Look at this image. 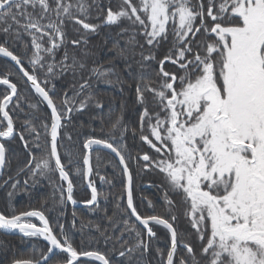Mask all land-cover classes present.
Wrapping results in <instances>:
<instances>
[{
    "label": "snow or ice",
    "instance_id": "6c2138e0",
    "mask_svg": "<svg viewBox=\"0 0 264 264\" xmlns=\"http://www.w3.org/2000/svg\"><path fill=\"white\" fill-rule=\"evenodd\" d=\"M54 5L49 0H0V21L12 20L19 25L18 16L26 21L21 27L31 37L33 51L28 63L32 73L24 68L21 57L4 44H0V55L10 58L18 66V71L51 109L50 125H41L44 135L50 136L48 157L37 159L30 152L25 167L33 177L57 170L61 181L67 182L66 189L61 187L60 203L66 199L75 205L74 185L61 161L58 137L64 127L62 120L70 119L69 113L85 108L91 97L80 101L76 107L75 97L69 98L65 93L62 107L58 110L49 91L38 82L35 72L46 67L51 74L57 66L46 63L45 55L54 61L55 50L64 44L65 17L91 33H96L101 25L86 22L90 7L87 0H76L75 4L71 0H54ZM29 7L40 8L39 19L27 11ZM73 8L85 18L74 16ZM50 12L55 14L56 21L41 23ZM122 20L133 26L128 40L130 46L138 44L136 28L141 30L139 35L144 37L145 44L150 46L148 55L140 53L142 61H155V50L167 45L166 54L158 61V87H153L152 81L145 82L142 73L136 87V102L143 109L139 115V136L152 154L138 153L135 160L138 165L143 163V170H155L163 176L166 188L148 186L157 187L162 192L168 216L141 215L137 211L134 203L135 177L122 154L125 135L129 131L123 125L122 117L108 129V139L88 138L83 148L89 153L93 146L110 150L118 157L121 172L126 177L125 193L121 197L126 200L122 210L126 218L117 238L123 241L119 256L125 257L128 264H132L134 253L139 252L143 257L156 238L153 227L162 226L170 234V244L166 251L156 249L160 264H174L178 246L187 258L180 256L176 264H264V0H196V3L193 0H137L135 4L133 0H120L119 10L107 9L103 24L118 25ZM10 28L11 25L2 30L7 33ZM127 31L122 28V32ZM198 34L201 39H197ZM45 36L49 47H43L40 42ZM16 37H20L19 32ZM71 43L78 45L81 41L72 40ZM67 59L65 52L60 61L63 68L68 67ZM165 63L175 66V71L165 70ZM75 64L74 60L73 67ZM112 72V68L92 69L93 75L98 77H106ZM10 75L6 72L0 77V85L6 86L0 97V138L14 140L19 135L28 149L23 133L15 132L13 117L8 110L10 104L15 108L20 101L17 84L11 82ZM105 82L111 83L110 80ZM43 83L46 85L47 81ZM88 86L85 81L80 85V91ZM145 92L152 97L151 111ZM98 106L102 105L98 103ZM26 127L34 136L33 147L39 149L40 133L30 122ZM117 130L119 137L114 134ZM131 131L135 137L136 129ZM6 151L5 143L0 142V169L5 166ZM66 155L68 164H72L71 155ZM83 164L87 166L84 175L91 176L93 167L89 155H84ZM75 173L80 175L81 169L77 167ZM100 180L109 182L102 176ZM88 187L91 199L86 203L97 204L100 194L95 182L89 181ZM169 194L179 199L173 200ZM138 199L141 204L146 202L149 208L154 209L152 200L143 195ZM177 208L183 209V216L195 230L201 259H197L193 247L174 226ZM25 218H38L43 226L26 223ZM133 218L134 222L130 223ZM0 230L4 233L18 232L28 238L42 237L48 242L47 253H41L39 259L15 260L14 264H53L62 254L64 259L56 261V264H88L82 257L110 264L106 255L99 251L78 250L64 234L63 225H59L61 237L58 238L42 211H21L10 216L0 212ZM125 232L129 236L134 234V245L125 247ZM108 239L110 237L105 239V243ZM136 264H141V261L137 260Z\"/></svg>",
    "mask_w": 264,
    "mask_h": 264
},
{
    "label": "trees",
    "instance_id": "16d2710c",
    "mask_svg": "<svg viewBox=\"0 0 264 264\" xmlns=\"http://www.w3.org/2000/svg\"><path fill=\"white\" fill-rule=\"evenodd\" d=\"M71 1L74 2L75 0ZM49 3L53 7L55 6L54 0H49ZM133 3H137V0H133ZM193 3H196V0H193ZM87 4L90 7L88 8L89 19L86 22L101 25L98 31L91 33L83 30L74 20L65 17L63 24L64 44L55 50L54 61L45 55L46 63H55L57 66L54 67L51 74L47 72L46 67L38 68L35 72L38 82H41V86L49 91V95L53 98L58 110L62 107L65 93L69 98L75 97L76 107H79L80 101L91 97V99H88L85 108L69 113L70 119L63 120L64 127L60 129L58 141L61 161L66 165L69 177L73 181V193L76 191L83 193L81 198L85 202L91 199V195L85 188L83 157L86 155V150L83 148V144L88 138L108 139V129L117 118L122 117L123 125H126L129 129L125 135V147L122 154L125 155L131 168L129 157L134 151L132 149L134 139L131 130L136 129V132L139 131V115L143 110L136 102V87L140 82L141 73L145 82L152 81V86L158 87L159 79L156 76L159 71L158 61L163 59L167 52V45H161L159 49L155 50V61H142L140 53L143 52L144 55H148L151 49L150 46L145 44L144 37L139 35L141 31L139 28L135 29L138 33L136 36L138 44L130 46L128 40L132 34L133 26L130 25L129 21L122 20L118 25L106 26L103 24L107 9L111 7L113 11L119 10L120 0H87ZM27 11L32 13L34 18L39 19L41 12L39 7L35 9L29 7ZM72 11L74 16L80 19L85 18L75 8ZM17 19L20 22L19 25L12 20L0 21V44H4L15 53H21L28 59L33 51L31 37L22 31L21 24L26 22L25 19L19 16ZM49 20L56 21L54 13H48L47 18L42 20L41 23L47 24ZM9 25H11L10 30L7 33L4 32L2 29ZM122 28L128 29V31L122 32ZM17 32L20 33L18 39L16 37ZM197 39H201L199 34ZM72 40H80L81 43L73 45ZM40 42L43 47L50 46L46 36ZM25 45H28L27 50ZM140 45H143V47ZM65 52L68 55L67 68L60 65ZM74 60L76 64L73 67ZM3 61V58H0V70L2 71L0 77L5 75L6 72H10L11 75L8 78L11 82L17 84L20 97L19 106L14 108L10 105L8 110L13 117L17 132L23 133L25 141L28 142V149L24 147V142L19 139V135L13 142L6 145L8 157L6 169L0 178V212L10 216L13 213L19 214L21 211H42L51 227L56 225V229L59 230V225L65 224L66 231L78 250L99 251L101 254L106 255L110 260V264H128L125 257L119 256L123 241L117 239L123 230L122 221L126 218L125 213L122 211L125 208L126 200L121 199L125 193V177L121 172V166L109 153L103 150L93 151L92 181H96L97 171L100 169L101 162L104 161L109 170L115 173H111L114 176L113 181L110 180L107 184L108 191L112 193L110 196L101 197L93 208L77 210L76 212L83 217L86 222L85 227H88L89 230L85 228L75 229L72 220L74 214L70 212L71 215L64 218V210L67 209L66 199L63 204L60 203L61 189L58 187L63 186L65 188V183L60 180L57 170L46 172L44 176L37 174L33 177L31 171L25 167L29 161L30 152L37 159L48 157L50 136L46 137L44 135L41 125L44 123L50 125L51 113L42 98L21 78L19 72L8 61H4V64ZM81 64L84 65L83 68L80 67ZM3 65L6 66L4 72ZM93 68L101 70L112 68L113 72L106 77H98L93 75ZM164 68L168 71H175V66L170 63H165ZM30 72L32 73V70ZM45 80L47 81L46 85L43 83ZM106 80H110L111 83H106ZM85 81L89 86L81 92L80 85ZM2 95L3 88L0 89V97ZM144 95L148 101L149 111H151L153 107L151 94L145 92ZM98 103L102 106H98ZM29 105H36V107L32 108ZM28 122L40 133L39 149L33 147L34 136L30 134L26 127ZM114 134L119 137V130ZM68 137H71V139H68ZM109 142L112 141L109 140ZM114 146L117 145L114 144ZM66 153L71 155L72 164H68ZM97 157H99V160H97ZM115 162L118 164V169ZM52 167L55 168L54 162H52ZM77 167L81 169L80 175L75 173ZM7 178L11 179L5 183ZM14 184L15 187H13ZM141 187L142 184L136 185L135 190L137 193H143L140 191ZM9 193H11V196H9ZM134 203L137 206V211L141 215H145L144 203L141 204L140 200H136ZM178 217L177 224H180L182 217ZM131 222H134V218ZM136 226L139 229L140 225L138 223ZM74 232H76L75 236ZM131 236L132 239L129 238V233H124L123 239L127 240L125 247L136 243L134 234ZM162 236L153 239L149 245V250L143 257L140 256L139 252L134 253L132 264H136L137 260H140L141 264H160L156 249L166 251L167 246L170 244L169 234L166 232ZM108 237L110 239L105 243V239ZM142 238L145 237L142 235ZM47 248L48 246L44 242L6 236L0 232V264H13L15 260L39 259L41 253H47ZM182 255L187 258V254L179 249L174 258V264ZM63 259L64 254L56 257L53 264ZM87 262L88 264H100L92 260H87Z\"/></svg>",
    "mask_w": 264,
    "mask_h": 264
},
{
    "label": "flooded vegetation",
    "instance_id": "af4514ba",
    "mask_svg": "<svg viewBox=\"0 0 264 264\" xmlns=\"http://www.w3.org/2000/svg\"><path fill=\"white\" fill-rule=\"evenodd\" d=\"M23 18V17H22ZM23 25V23L21 24ZM22 28V27H21ZM22 31H23V28H22ZM7 47V46H6ZM12 51V50H11ZM14 54L18 55L21 57L22 59V63L24 65V68L26 70L30 72V70L33 71L31 65L28 63V59L23 56L21 53H15ZM30 56H28V58H30ZM4 61H8L6 59L3 58ZM3 61V64L5 63ZM9 62V61H8ZM10 63V62H9ZM11 64V63H10ZM13 66V68L19 72L13 64H11ZM6 66L3 65V72L5 71L4 68ZM2 73V71L0 70V74ZM20 74V73H19ZM4 76V75H3ZM21 78L22 75L20 74ZM3 88V94H4V91L6 89V86L4 85H0V89ZM18 88V87H17ZM16 99V98H15ZM14 99V100H15ZM11 105V104H10ZM9 105V107H10ZM2 115V114H0ZM14 128H15V125H14ZM140 131V130H139ZM139 131H137V134L136 136L134 137L133 136V139H134V147L132 149H134V151H132L133 153L130 154V157H131V169L133 170V173L135 174V177H136V182H135V187L137 184H142V187L140 188V191L143 192V193H137L136 190H134V201L136 200H139L138 197L140 195H143L144 197H146L147 199H150L153 201V205H154V209L153 208H149L147 206V203L145 202L144 203V209H145V213L146 214H159V215H162L163 217L167 218L168 214L167 212L165 211V204L163 202V199H162V192L159 191L157 189V187H149L148 185H159L161 186L162 188H166V184L164 182V179H163V176L161 174H159L157 171L155 170H143V163L141 162L139 165L137 164L135 158L137 156V154L139 153L140 155H143L144 153H148L149 155L152 154V151H150V149L148 148V146L143 142L141 141L140 139V136H139ZM15 132H17L16 128H15ZM147 133V129H145V134ZM17 137V135H16ZM15 137V139H16ZM14 139V140H15ZM14 140H6L5 138H3V143H5V147L6 145L9 143V142H13ZM7 149V147H6ZM8 151H6V165H7V153ZM113 157V156H112ZM114 158V157H113ZM133 158V159H132ZM115 159V158H114ZM116 160V159H115ZM117 161V160H116ZM118 162V161H117ZM116 166H117V169H118V164L115 162ZM6 165H5V169H6ZM120 165V164H119ZM85 167V165H84ZM93 167V166H92ZM67 169V168H65ZM5 171V170H4ZM67 171V170H66ZM97 179L95 182V186L97 188V191L98 193L100 194L98 196V200L101 198V197H104V196H110V194L112 192H109L108 191V183L110 182V180L113 181V178L114 176L111 174H115L113 171H110L108 166L105 165V162H101V166H100V169L97 171ZM4 174V173H3ZM133 174V175H134ZM104 177L106 181H109L108 183H104L100 180V177ZM10 179L7 178L6 181H9ZM61 180V179H60ZM84 181H85V188L89 191L90 195H91V191L87 188V185H86V176L84 178ZM91 181H92V175H91ZM126 181V180H125ZM63 183H65V189H66V182L65 181H62ZM61 189V187H58ZM170 197L173 199V200H178L179 198L176 197V196H172L171 194H169ZM83 193H80V192H75L73 193V198L77 201V203H80V204H87L85 202V200L83 198ZM97 205V204H95ZM95 205H93L92 207H83V208H77V207H73L67 200H66V206H67V209H65L64 211V218H66V216L68 215H73V218L72 220L74 221L73 224L75 225V229H82V228H85V229H88V227H85V220L83 219V217L80 215V213H77L76 211L77 210H82V209H85V208H93L95 207ZM66 208V207H65ZM71 209V210H70ZM176 215H177V221L176 223L174 224V226L177 228V230L181 233V235L183 236V238L185 239V241L187 243H189L193 249H194V252L196 254V257L197 259H201V249H200V242L198 241V239L196 238L195 236V230L191 228V225L188 223V220L183 216L182 212H183V209L182 208H177L176 210ZM71 212V213H70ZM76 212V213H74ZM77 214V215H75ZM82 218H81V217ZM178 216L182 217L181 219V223L180 224H177L178 223ZM46 217V216H45ZM24 222L26 223H35L37 226H43L41 224L40 221L38 220H32V219H28V220H25ZM49 226L51 227V225L49 224ZM53 229V232L54 234H56L58 236V238L61 237V234H60V231L57 230L56 228V225H54L53 227H51ZM63 228H64V234L67 235L68 239L73 243L74 241H72L70 239V236L68 234V232L66 231V228H65V224H63ZM139 229L143 232V229L141 228V226H139ZM153 231L156 232V238H158L159 236H162L163 233H166L167 230L164 229L162 226H154L153 227ZM162 233V234H161ZM168 233V232H167ZM169 234V233H168ZM6 235V234H4ZM76 235V232H74V236ZM6 236H9V235H6ZM11 237H16V236H11ZM120 237V236H119ZM163 237V236H162ZM169 237H170V234H169ZM19 238H23V237H19ZM130 239H132V236L129 237ZM155 238V239H156ZM24 239H35L37 241H41V242H44L40 237H33V238H28V237H25ZM146 239V237H145ZM154 239V238H153ZM45 243V242H44ZM48 247L49 245L47 243H45ZM179 249H182L180 246H178V249H177V252ZM177 254V253H176Z\"/></svg>",
    "mask_w": 264,
    "mask_h": 264
},
{
    "label": "water",
    "instance_id": "95a60500",
    "mask_svg": "<svg viewBox=\"0 0 264 264\" xmlns=\"http://www.w3.org/2000/svg\"><path fill=\"white\" fill-rule=\"evenodd\" d=\"M106 26H109V25H106ZM0 57L1 58H4V59H6V60H8L11 64H13L14 65V67L18 70V66H16L15 65V63L13 62V61H11V59L10 58H6V57H3L2 55H0ZM20 73V72H19ZM21 74V73H20ZM22 75V74H21ZM23 77V76H22ZM23 79L25 80V82L30 86V82H27L26 81V78H24L23 77ZM30 88L35 92V89H33L31 86H30ZM36 93V92H35ZM39 95V94H38ZM15 99V97L13 98V100ZM45 104H46V102H45ZM46 106H47V104H46ZM48 107V106H47ZM48 109H49V111H50V113H51V109L48 107ZM62 124H63V120H62ZM58 141H59V137H58ZM0 142H3V138H0ZM86 150V149H85ZM94 150H103V151H105V152H107V153H109L110 155H112L117 161H118V163H119V159H118V157H116V155L114 154V153H112L110 150H108V149H105L103 146H93V149H92V151L89 153L88 152V150H86V154L87 155H89V157H90V163H91V165H92V152L94 151ZM58 152H59V150H58ZM53 162H54V158H53ZM5 165H6V163H5ZM121 166V165H120ZM86 167L87 166H85V169H86ZM121 168H122V166H121ZM4 170H5V166H4V168H2V169H0V177L3 175V173H4ZM66 170V169H65ZM58 172V171H57ZM58 174H59V172H58ZM125 180H126V177H125ZM89 181H91V176H86V185H87V188L90 190V188L88 187V183H89ZM66 182V181H65ZM67 183V182H66ZM91 191V190H90ZM73 207H77V208H83V207H92L93 205H88V204H80V203H76L75 205H73L70 201H68ZM95 205V204H94ZM28 219H32V220H38L39 221V219L38 218H25V220H28ZM41 222V221H40ZM41 224H42V222H41ZM37 227H42V226H37ZM0 232L1 233H3V234H6V235H9V236H16V237H23V234H20V233H18V232H14V233H4L3 232V230H0ZM23 238H25V237H23ZM42 240H43V238L42 237H40ZM45 243H47L48 244V242L47 241H45V240H43ZM178 249V248H177ZM82 260H92V261H95V260H93V259H90V258H81ZM96 262H98V263H100L101 264V262H99V261H96ZM14 264V263H13Z\"/></svg>",
    "mask_w": 264,
    "mask_h": 264
},
{
    "label": "rangeland",
    "instance_id": "374dc122",
    "mask_svg": "<svg viewBox=\"0 0 264 264\" xmlns=\"http://www.w3.org/2000/svg\"><path fill=\"white\" fill-rule=\"evenodd\" d=\"M73 4H75V2H76V0L73 2V1H71Z\"/></svg>",
    "mask_w": 264,
    "mask_h": 264
}]
</instances>
